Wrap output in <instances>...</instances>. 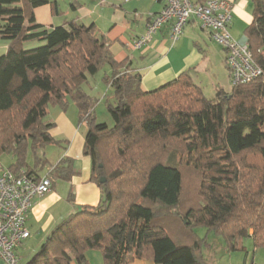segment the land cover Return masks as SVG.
I'll return each mask as SVG.
<instances>
[{
    "label": "trees",
    "instance_id": "16d2710c",
    "mask_svg": "<svg viewBox=\"0 0 264 264\" xmlns=\"http://www.w3.org/2000/svg\"><path fill=\"white\" fill-rule=\"evenodd\" d=\"M251 1L245 36L262 75L213 102L186 73L144 92L141 74L115 60L94 24H37L35 10L49 0H0V39L8 42L0 56V159L12 156L15 174L41 177L49 162L38 152L64 142L50 134L49 108L72 103L87 123L84 155L102 193L98 206L64 218L26 264H88L94 250L104 264H207L209 233L227 252L246 251V239L264 249V0ZM35 41L42 45L27 50ZM105 68L112 127L97 121V100L86 91ZM186 169L197 178L192 203L184 202ZM79 174L69 158L48 173L54 182Z\"/></svg>",
    "mask_w": 264,
    "mask_h": 264
},
{
    "label": "crops",
    "instance_id": "0c3cea01",
    "mask_svg": "<svg viewBox=\"0 0 264 264\" xmlns=\"http://www.w3.org/2000/svg\"><path fill=\"white\" fill-rule=\"evenodd\" d=\"M229 1L233 4L230 31L234 39L241 41L247 38L245 30L253 23V4L251 0ZM49 2L35 10L37 24L48 28L62 26L71 21L87 26L94 24L98 33L109 43L115 60L117 62L128 60L131 69L141 74V89L144 92L156 90L184 73L193 79L196 73L211 71L216 66L227 72L228 81L231 83L225 51L211 39L210 33L202 29L196 20L188 23L176 43L171 41L170 26L167 25L142 49H134V41L146 33L151 17L164 8L162 0H49ZM7 48L8 43L3 49ZM105 69L104 75L110 72L109 69ZM94 79L90 80L86 91L97 100L96 107L108 98L109 93L112 94L108 99L113 101V90L110 87L106 86L107 95L102 93L103 77L100 76L98 84L91 86ZM47 121L54 124L50 131L51 136L64 142L60 146H48L38 152V156L49 162L40 176H46L65 158L74 161L80 174L73 176L70 181H55L53 190L35 201L27 222L31 237L18 250L21 259V249L29 254L28 261L64 218L81 207L98 206L102 198L100 188L91 182L92 162L84 155L88 126L87 123L79 121L76 106L71 103L66 110L50 107ZM217 244L219 246L209 244L207 250L203 249L207 264H210L208 260L213 259L214 253L216 256V249L225 248L222 239ZM87 260L88 264H104L101 253L95 250L87 253ZM0 263L4 264L1 261ZM129 264L155 262L149 259H136Z\"/></svg>",
    "mask_w": 264,
    "mask_h": 264
},
{
    "label": "built area",
    "instance_id": "2783aa9c",
    "mask_svg": "<svg viewBox=\"0 0 264 264\" xmlns=\"http://www.w3.org/2000/svg\"><path fill=\"white\" fill-rule=\"evenodd\" d=\"M162 1L164 8L151 17L146 33L134 41V49H142L167 25L170 39L176 43L188 23L196 20L225 51L232 86L247 84L262 75L249 51L248 39L238 41L231 34L233 4L229 0ZM53 183L48 174L36 177L24 170L15 174L0 164V261L4 264H23L18 250L31 237L29 214L35 201L53 190Z\"/></svg>",
    "mask_w": 264,
    "mask_h": 264
},
{
    "label": "rangeland",
    "instance_id": "374dc122",
    "mask_svg": "<svg viewBox=\"0 0 264 264\" xmlns=\"http://www.w3.org/2000/svg\"><path fill=\"white\" fill-rule=\"evenodd\" d=\"M8 43L6 40L0 39V56L4 55L7 50L3 49L5 44ZM42 45L40 42H30L25 45L26 49H34L38 48ZM104 70V69H103ZM103 70L99 72L97 77H94L91 86H93L95 83L98 84V80L100 76L103 77L104 73ZM106 70V69H105ZM194 81L195 83L200 86L204 92V95L207 99L217 102L219 98V94L221 91L224 92H230L232 90V84L228 81L227 78V72L224 69H221L219 66H216L211 71H207L205 73L200 72L196 73L194 75ZM103 88V95H107L106 92V85L104 84ZM112 93H109L107 96L110 98ZM105 99L101 105L95 107V114L97 117V121L99 123H106L108 126L112 127L114 125V122L112 120V117L108 110V104L113 102L112 100ZM104 99V98H103ZM30 163H33V157L30 156L29 160ZM14 162V158L12 156H3L0 159V164L4 167H9ZM197 178L193 176L189 170H185V193H184V202L186 203L194 197L195 189L197 188ZM197 233L204 237L206 234V231L203 229H197ZM207 237V245L204 246V249L207 250L209 244L212 246H219L217 242H221V238H219L214 233H209ZM245 247H247L246 251H240V252H227L226 248L224 249H216V256L214 253V257L212 260H208L210 264H264V249L255 250L252 239H246ZM204 250V251H205ZM20 253L22 254V262L23 264H26L29 259V254H27L22 249L20 250ZM208 258V254H206ZM2 264V263H0Z\"/></svg>",
    "mask_w": 264,
    "mask_h": 264
},
{
    "label": "water",
    "instance_id": "95a60500",
    "mask_svg": "<svg viewBox=\"0 0 264 264\" xmlns=\"http://www.w3.org/2000/svg\"><path fill=\"white\" fill-rule=\"evenodd\" d=\"M106 182V179L105 178H102L101 180H100V183L101 184H103V183H105Z\"/></svg>",
    "mask_w": 264,
    "mask_h": 264
}]
</instances>
